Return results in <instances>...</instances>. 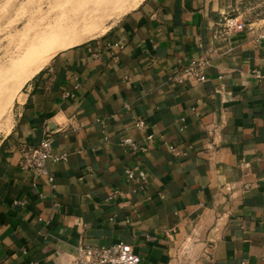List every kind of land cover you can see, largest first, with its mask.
Segmentation results:
<instances>
[{
    "label": "crops",
    "instance_id": "crops-1",
    "mask_svg": "<svg viewBox=\"0 0 264 264\" xmlns=\"http://www.w3.org/2000/svg\"><path fill=\"white\" fill-rule=\"evenodd\" d=\"M230 6L144 0L23 86L0 139V264L118 242L140 264H264V30L226 31ZM199 57L207 81L173 83ZM47 134L53 183L20 166Z\"/></svg>",
    "mask_w": 264,
    "mask_h": 264
},
{
    "label": "rangeland",
    "instance_id": "rangeland-1",
    "mask_svg": "<svg viewBox=\"0 0 264 264\" xmlns=\"http://www.w3.org/2000/svg\"><path fill=\"white\" fill-rule=\"evenodd\" d=\"M134 1L0 0V139L10 128L16 93L28 82L25 70L53 49L57 27L74 12L94 10L99 28L108 30L132 11ZM229 3L231 6L220 24L225 28L228 20H237L242 29L233 27L226 31L264 30V0H229Z\"/></svg>",
    "mask_w": 264,
    "mask_h": 264
},
{
    "label": "built area",
    "instance_id": "built-area-1",
    "mask_svg": "<svg viewBox=\"0 0 264 264\" xmlns=\"http://www.w3.org/2000/svg\"><path fill=\"white\" fill-rule=\"evenodd\" d=\"M238 27L237 20H228L225 29ZM209 67V60L205 57L193 58L188 64L181 67L172 77L175 84L182 85L186 81H197L204 83L207 81V69ZM146 125L144 120H139L136 127L144 128ZM124 145L132 149H138V146L131 140L126 139ZM172 153L180 155L178 149L174 146L170 147ZM65 160V156H57L53 152V136H47L37 146L26 147L22 150L21 169L30 171L36 176L45 177L50 183L54 182V176L48 172L47 164L50 161L56 162ZM127 177L129 179L135 178L133 170H127ZM139 178L145 180L146 174L139 173ZM141 258L132 252L124 242H118L110 246L100 247H83L80 256L74 261V264H140Z\"/></svg>",
    "mask_w": 264,
    "mask_h": 264
},
{
    "label": "bare ground",
    "instance_id": "bare-ground-1",
    "mask_svg": "<svg viewBox=\"0 0 264 264\" xmlns=\"http://www.w3.org/2000/svg\"><path fill=\"white\" fill-rule=\"evenodd\" d=\"M142 1L144 0L134 1L131 4L130 9L134 10ZM95 12L96 11L94 10H86L84 13L74 12L69 20L67 19L57 27L55 30L56 41L53 49L50 52L43 54L25 70L27 81L31 80L40 70H42L57 53L84 43L95 38L98 34L106 32V30L99 28L100 24H98V22H95ZM18 93L19 92H17L16 95Z\"/></svg>",
    "mask_w": 264,
    "mask_h": 264
}]
</instances>
